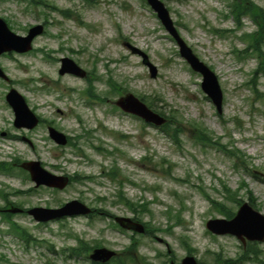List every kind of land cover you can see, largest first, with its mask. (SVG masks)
<instances>
[{"label":"rangeland","instance_id":"obj_1","mask_svg":"<svg viewBox=\"0 0 264 264\" xmlns=\"http://www.w3.org/2000/svg\"><path fill=\"white\" fill-rule=\"evenodd\" d=\"M162 1L186 44L216 73L220 113L145 0H0V17L13 32L44 25L30 51L0 54L8 77L0 78V162L16 165L9 174L0 171L6 194L0 198V264H95L89 252L70 256L78 240L114 249L127 264H174L188 254L198 263L222 264L245 250L248 242L214 234L205 222L225 217L211 200L235 213L247 195L264 214V71L255 72L258 57L244 51L241 39L257 25L241 16L236 26L232 0ZM251 1L264 9V0ZM125 42L147 54L155 77ZM260 48L264 59V43ZM62 56L90 77L58 74ZM11 87L41 119L34 127L14 126L5 99ZM127 93L164 113L170 127L164 131L118 108L115 101ZM49 126L69 143L57 144ZM175 127L179 132L172 139ZM200 131L207 132L204 143L197 140ZM29 160L70 181L61 189L35 186L28 172H18ZM119 195L144 206L134 213ZM71 199L96 212L40 222L25 212L1 210L55 207ZM107 211L137 216L153 234L122 229ZM256 246L258 260L245 264H264V242Z\"/></svg>","mask_w":264,"mask_h":264},{"label":"water","instance_id":"obj_2","mask_svg":"<svg viewBox=\"0 0 264 264\" xmlns=\"http://www.w3.org/2000/svg\"><path fill=\"white\" fill-rule=\"evenodd\" d=\"M149 6L156 13L165 30L172 36L178 46L180 56L189 64L191 69L201 75L200 87L214 104L216 110L221 112L223 93L215 72L202 60H200L192 49L180 36L178 29L174 25L168 8L161 0H146ZM43 25L38 23L31 26L25 35H19L11 31L4 19L0 18V53L2 52H26L32 47L33 38L40 34ZM126 47L131 52L141 55L142 62L148 67L151 77L156 76V67L148 60L145 52L138 47L126 42ZM59 74L72 73L83 76L85 71L72 59L62 57L60 59ZM0 77L7 79L6 74L0 67ZM6 101L14 112V125L16 127L32 128L38 122V117L29 108L25 98L14 88H10L5 95ZM115 104L126 112L133 113L141 117L144 121L154 125H161L165 118L150 109L143 101L132 93L119 97ZM50 137L58 144H65L66 136L53 127H48ZM20 166L29 172L30 179L35 186L46 185L58 189L63 188L69 181L67 175L56 174L44 168L40 161H23ZM6 211L17 213L23 211L22 208L11 206ZM36 221H48L64 216L86 215L91 212V208L78 199H71L57 207L33 206L26 210ZM114 220L119 226L132 229L137 232H144V225L134 221L130 217L114 216ZM205 227L214 234H229L239 239L243 245L246 241L264 242V214L253 208L247 201L239 205L234 215L230 218L215 217L209 218L205 222ZM158 241L161 238L156 237ZM116 252L107 247H95L89 254L92 261L104 263L113 257ZM177 264H199L193 255L184 256Z\"/></svg>","mask_w":264,"mask_h":264},{"label":"trees","instance_id":"obj_3","mask_svg":"<svg viewBox=\"0 0 264 264\" xmlns=\"http://www.w3.org/2000/svg\"><path fill=\"white\" fill-rule=\"evenodd\" d=\"M228 7L230 9L229 10L230 13L233 15V17L236 21V26H241V22H240L241 16L248 17L249 19H251V21H253L257 25L256 31L243 32L241 34V39L247 43V46H246V48H244V51L249 50L250 52H253L255 55H257V57H258L257 58V60H258L257 70L255 69V72H257L258 69H261V71H264V68H261L264 66V59L259 56V52L261 50L260 46H261V44L264 43V9L259 7L257 4H255L251 0H232V2L229 4ZM89 94L92 95L91 91H89ZM154 110L157 111L158 113L164 115V113H162L161 111H159L157 109H154ZM169 124H170V120L168 118L166 120V123L162 127V129L164 131H166V129L170 127ZM178 132H179V128L175 127L174 133L171 135L169 134V135L172 137V139H175ZM205 133H207V132L206 131H200V134H203V135H200V136L198 135L197 140L204 143L207 140ZM218 144H221L219 139H218ZM237 150H239V149H237ZM228 152L232 153V151H228ZM7 165L8 164H6L3 161L0 162V171H3L4 173H8V174L11 173V169H14L15 164H11V167H9ZM19 171H20V173H23V172L25 173V171L22 169H19ZM227 192H229V189H227ZM119 196H120V200H124V202L127 203L128 207L134 213L136 211H141L140 209H138V207L144 206V205H137L136 203L135 204L130 203V201L128 199H124V197L122 195H119ZM230 196H231V193H230ZM230 196H227V198H230ZM0 197L2 199L6 200V194L3 193V191H1V190H0ZM246 200H248V202L254 206L253 196L247 195ZM238 201H239V199L236 200L237 203H238ZM211 202L219 209L220 214H222L223 216H225V217L233 216V211L230 209V207H227V206L223 205V203L216 202L214 200H211ZM6 215H8V214H6ZM105 215H110V213L107 211V212H105ZM133 217H134V219H137V216L136 217L133 216ZM176 222H179L178 219ZM11 226L12 227L16 226L15 228L18 229V227L15 223H11ZM147 232H149L151 234L153 233L152 229L151 230L149 229ZM20 235L22 237H25L26 233L23 229L20 231ZM97 245L98 244L95 243V245L91 246L89 243H85V242H82L81 240H78V243L76 245H73L72 247L69 248L70 256L80 255L82 253L87 254V252H89L92 249V247L97 246ZM133 245L134 244H131L130 246H128L126 248H128V250H130V249H132ZM244 249L245 250L242 252L241 255H239L238 258H236V259H231V258L223 259L222 264H245V262L249 261V260H252L253 262L258 260V255L260 253V250L256 246L255 242H248ZM250 255H252V256H250ZM215 258H216V261L218 263H220L222 260L220 254H217V253H215ZM126 259H127V257L123 258L119 252L116 255V257H114L112 259V261H113L112 263L113 264H127ZM260 262H261V264H263L262 261H260ZM149 263H151V262H149ZM199 264H202V263H199Z\"/></svg>","mask_w":264,"mask_h":264},{"label":"flooded vegetation","instance_id":"obj_4","mask_svg":"<svg viewBox=\"0 0 264 264\" xmlns=\"http://www.w3.org/2000/svg\"><path fill=\"white\" fill-rule=\"evenodd\" d=\"M58 61L60 62V58L58 59ZM90 77V74L88 72L85 71V74L83 76V78H85V80H87ZM41 120V119H40ZM68 138V137H67ZM69 139V138H68ZM69 143V141H67ZM5 208V207H4ZM3 210V208L1 209ZM94 212H96V209H93ZM93 214V213H92Z\"/></svg>","mask_w":264,"mask_h":264}]
</instances>
